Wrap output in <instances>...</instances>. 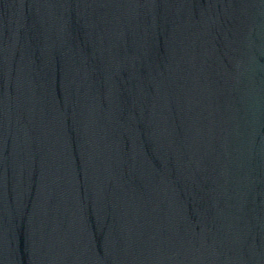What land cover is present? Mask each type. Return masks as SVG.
<instances>
[{
  "label": "water",
  "instance_id": "obj_1",
  "mask_svg": "<svg viewBox=\"0 0 264 264\" xmlns=\"http://www.w3.org/2000/svg\"><path fill=\"white\" fill-rule=\"evenodd\" d=\"M0 264H264V0H0Z\"/></svg>",
  "mask_w": 264,
  "mask_h": 264
}]
</instances>
